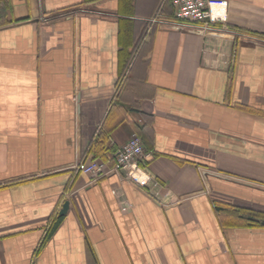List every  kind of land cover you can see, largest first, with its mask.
I'll return each mask as SVG.
<instances>
[{"label":"crops","instance_id":"crops-1","mask_svg":"<svg viewBox=\"0 0 264 264\" xmlns=\"http://www.w3.org/2000/svg\"><path fill=\"white\" fill-rule=\"evenodd\" d=\"M228 2L0 0V264H264V0ZM134 133L144 183L77 167Z\"/></svg>","mask_w":264,"mask_h":264},{"label":"built area","instance_id":"built-area-1","mask_svg":"<svg viewBox=\"0 0 264 264\" xmlns=\"http://www.w3.org/2000/svg\"><path fill=\"white\" fill-rule=\"evenodd\" d=\"M228 1L173 0L174 18L164 16L162 10H159L154 17L150 18V24H168L178 29H192L196 25L206 28L219 23L223 24L229 18L230 3ZM115 149L112 166L104 160L95 159L77 167L94 179L117 172L139 183L147 181L144 164L147 159L154 156V152L145 147L143 138L134 133L125 144Z\"/></svg>","mask_w":264,"mask_h":264},{"label":"water","instance_id":"water-1","mask_svg":"<svg viewBox=\"0 0 264 264\" xmlns=\"http://www.w3.org/2000/svg\"><path fill=\"white\" fill-rule=\"evenodd\" d=\"M69 205H70L69 200L64 201L63 208L61 209L60 214H65L69 209Z\"/></svg>","mask_w":264,"mask_h":264}]
</instances>
